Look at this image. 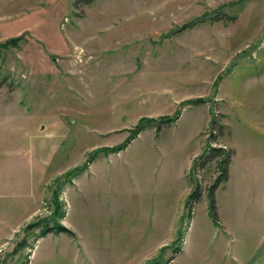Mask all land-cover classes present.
Instances as JSON below:
<instances>
[{"label":"rangeland","instance_id":"rangeland-1","mask_svg":"<svg viewBox=\"0 0 264 264\" xmlns=\"http://www.w3.org/2000/svg\"><path fill=\"white\" fill-rule=\"evenodd\" d=\"M0 264H264V0H0Z\"/></svg>","mask_w":264,"mask_h":264},{"label":"trees","instance_id":"trees-1","mask_svg":"<svg viewBox=\"0 0 264 264\" xmlns=\"http://www.w3.org/2000/svg\"><path fill=\"white\" fill-rule=\"evenodd\" d=\"M226 21H232L235 20V17L232 15H224L223 17ZM222 19V18H221ZM193 102L202 103L204 102L203 99H198ZM178 118V117H175ZM173 122V121H171ZM169 122V123H171ZM218 118L214 120V131L216 128L219 127ZM143 130V129H142ZM212 144L214 142L217 143L218 134L211 135ZM235 156V151L232 148H227L224 146L216 147L212 145H207L206 150L204 153H202L195 161L194 170L199 169H206L207 167L211 166L212 164H215L216 171L218 173L214 183L208 188L209 195H210V211H211V217L213 219V222L220 226V219L217 212V206H216V200H215V192L216 190L223 185L224 183L228 182L230 179V167L233 161V157ZM194 188L190 194V198L193 202H198L201 197L202 193L204 192L201 182H193ZM188 207H190V204L188 203ZM192 214V213H191ZM53 230V229H52ZM55 230V229H54ZM57 230V229H56ZM57 232H66L69 234H73L72 231L69 229H66L65 227L60 228Z\"/></svg>","mask_w":264,"mask_h":264},{"label":"water","instance_id":"water-1","mask_svg":"<svg viewBox=\"0 0 264 264\" xmlns=\"http://www.w3.org/2000/svg\"><path fill=\"white\" fill-rule=\"evenodd\" d=\"M23 38H24V36L11 38V39H10V44L13 45V46H15V45H17V43H18L19 41H21Z\"/></svg>","mask_w":264,"mask_h":264}]
</instances>
